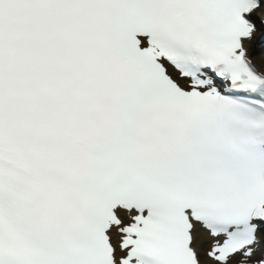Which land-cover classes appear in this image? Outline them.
<instances>
[{
  "label": "snow or ice",
  "instance_id": "snow-or-ice-1",
  "mask_svg": "<svg viewBox=\"0 0 264 264\" xmlns=\"http://www.w3.org/2000/svg\"><path fill=\"white\" fill-rule=\"evenodd\" d=\"M0 264H264V0H0Z\"/></svg>",
  "mask_w": 264,
  "mask_h": 264
}]
</instances>
